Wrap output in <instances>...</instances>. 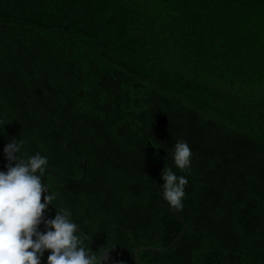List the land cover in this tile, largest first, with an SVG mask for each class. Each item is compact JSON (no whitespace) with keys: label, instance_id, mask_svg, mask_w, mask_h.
Instances as JSON below:
<instances>
[{"label":"trees","instance_id":"16d2710c","mask_svg":"<svg viewBox=\"0 0 264 264\" xmlns=\"http://www.w3.org/2000/svg\"><path fill=\"white\" fill-rule=\"evenodd\" d=\"M14 139L99 264L181 230L165 167L186 226L141 264H264V0H0V171Z\"/></svg>","mask_w":264,"mask_h":264},{"label":"clouds","instance_id":"9594fccd","mask_svg":"<svg viewBox=\"0 0 264 264\" xmlns=\"http://www.w3.org/2000/svg\"><path fill=\"white\" fill-rule=\"evenodd\" d=\"M22 145V140L14 139L4 148L10 163L7 172L0 171V264H41L45 251L50 252L47 264H99L97 257L82 246L76 234L78 225L67 209L57 210L53 219L43 221L46 232L38 231L47 206L56 197L37 174L44 172L47 158L37 153L24 159L19 155ZM191 156L186 142L174 144L173 161L181 171L190 167ZM162 180L164 200L170 210H180L188 180L167 167ZM102 259H107L105 254Z\"/></svg>","mask_w":264,"mask_h":264},{"label":"water","instance_id":"95a60500","mask_svg":"<svg viewBox=\"0 0 264 264\" xmlns=\"http://www.w3.org/2000/svg\"><path fill=\"white\" fill-rule=\"evenodd\" d=\"M84 169V168H83ZM50 169L49 168H45L43 174H44V180H46V173L47 171H49ZM83 175V174H82ZM47 184V183H46ZM63 209V205L60 204V210ZM174 212V215L176 216L177 219L180 220V222L182 223V228L181 230L176 234V236L167 244L165 245L164 247H157V246H152V245H141V246H137L135 249H134V260L136 262V264H141L140 261H139V258H138V253L140 250H144V249H156V250H167L169 249L179 238L180 236L182 235V233L184 232L185 230V226H186V223L183 219H181L178 215V211L177 210H173ZM78 230H80L78 228ZM81 231V230H80ZM86 237L89 238V236L81 231ZM98 248L100 250H102L108 257H110L116 264H120L116 259H114L113 257H111L109 254H107V252H105L101 247L98 246ZM220 251V253H222V250L221 249H218ZM201 264H202V260H201ZM241 264V263H240Z\"/></svg>","mask_w":264,"mask_h":264}]
</instances>
